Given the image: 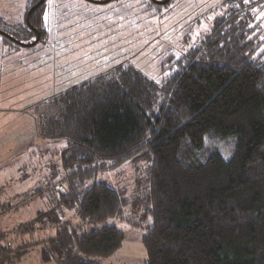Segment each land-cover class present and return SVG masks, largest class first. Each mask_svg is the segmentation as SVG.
<instances>
[{
	"label": "trees",
	"instance_id": "1",
	"mask_svg": "<svg viewBox=\"0 0 264 264\" xmlns=\"http://www.w3.org/2000/svg\"><path fill=\"white\" fill-rule=\"evenodd\" d=\"M172 1L143 2L148 10ZM48 4L22 27L39 40L48 35ZM250 8L228 9L195 44L191 33L184 43L162 42L171 55L159 82L131 63L65 89L63 107L43 125L47 139L67 144L69 187L59 186L56 205L92 222L118 215L121 189L96 177L109 164L150 157V190L141 200L152 218L142 237L147 264H264V53L256 55L250 37ZM43 220L61 224L46 239L44 262L101 264L91 256H110L125 236L116 225L69 226L54 209L39 212L35 221ZM18 254L0 241V264Z\"/></svg>",
	"mask_w": 264,
	"mask_h": 264
},
{
	"label": "rangeland",
	"instance_id": "2",
	"mask_svg": "<svg viewBox=\"0 0 264 264\" xmlns=\"http://www.w3.org/2000/svg\"><path fill=\"white\" fill-rule=\"evenodd\" d=\"M31 1L0 0V30L15 38L0 34V241L19 251L10 264H57L44 262L41 252L61 224L35 221L39 212L53 209L63 223L82 230L103 225L124 230L122 246L110 256H91L96 262L147 264L142 237L152 218L141 200L150 190L152 159L136 156L109 164L96 179L121 189L122 210L104 222L82 219L74 209L56 205L59 188L69 187L63 162L67 144L47 139L43 125L63 107L60 99L68 86L116 65L128 69L133 63L159 82L161 62L171 55L166 52L174 41L184 43L191 33L197 43L240 2L251 5L250 37L256 55L264 53V0H173L148 10L145 0H49L48 35L38 41L37 33L22 28Z\"/></svg>",
	"mask_w": 264,
	"mask_h": 264
},
{
	"label": "water",
	"instance_id": "3",
	"mask_svg": "<svg viewBox=\"0 0 264 264\" xmlns=\"http://www.w3.org/2000/svg\"><path fill=\"white\" fill-rule=\"evenodd\" d=\"M44 0H40L34 7H32L30 10H29V12H28V14H27V22L29 21V15H30V13H31V11L36 7V6H39L42 2H43ZM89 1H92V2H94V3H106V2H109V1H111V0H89ZM158 3H166V2H168V0H161V1H158V0H156ZM29 23V22H28ZM0 33L1 34H4L5 32L4 31H2V30H0ZM5 36H9L11 39H15V38H12L10 35H8L7 33L6 34H4ZM37 41L40 39V33L37 31ZM37 41H35V42H33L32 44H35Z\"/></svg>",
	"mask_w": 264,
	"mask_h": 264
},
{
	"label": "flooded vegetation",
	"instance_id": "4",
	"mask_svg": "<svg viewBox=\"0 0 264 264\" xmlns=\"http://www.w3.org/2000/svg\"><path fill=\"white\" fill-rule=\"evenodd\" d=\"M3 35V34H2Z\"/></svg>",
	"mask_w": 264,
	"mask_h": 264
}]
</instances>
